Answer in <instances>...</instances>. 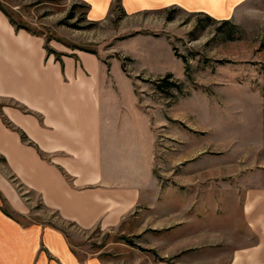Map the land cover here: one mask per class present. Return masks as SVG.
Wrapping results in <instances>:
<instances>
[{
    "label": "rangeland",
    "instance_id": "rangeland-1",
    "mask_svg": "<svg viewBox=\"0 0 264 264\" xmlns=\"http://www.w3.org/2000/svg\"><path fill=\"white\" fill-rule=\"evenodd\" d=\"M111 5L99 14L81 0H0V11L41 37L46 50L99 55L110 79L105 105L131 122L134 114L152 119L158 186L151 209L116 228H81L45 207L11 172L6 176L27 211L9 207L1 192L0 204L29 225L61 231L83 259L183 264L193 247L178 251L162 242L161 208H193L197 223L216 225L223 241L228 230L245 231V175L264 173V0L238 6L228 18L177 7L127 13L120 0ZM232 245L213 246L223 264Z\"/></svg>",
    "mask_w": 264,
    "mask_h": 264
},
{
    "label": "crops",
    "instance_id": "crops-1",
    "mask_svg": "<svg viewBox=\"0 0 264 264\" xmlns=\"http://www.w3.org/2000/svg\"><path fill=\"white\" fill-rule=\"evenodd\" d=\"M81 1L102 14L116 0ZM250 1L120 0L127 13L177 7L214 18H228ZM43 45L41 37L17 30L0 11V192L9 207L27 211L6 176L11 172L61 218L81 228L119 227L151 209L147 206H152L158 186L154 123L136 114L133 122L125 120L105 105V83L110 79L104 76L99 55L78 51L60 62ZM13 100L31 112L10 104ZM243 180L239 190L245 231L243 226L228 230L232 242L225 241L227 235L219 241L216 225L203 228L197 223L193 208H161L162 242L178 251L193 247L188 258L181 257L183 264H223L213 246L231 243L237 246H230L227 264H264V173H247ZM0 264L101 262L75 253L61 231L29 225L0 204Z\"/></svg>",
    "mask_w": 264,
    "mask_h": 264
},
{
    "label": "trees",
    "instance_id": "trees-1",
    "mask_svg": "<svg viewBox=\"0 0 264 264\" xmlns=\"http://www.w3.org/2000/svg\"><path fill=\"white\" fill-rule=\"evenodd\" d=\"M3 12L8 16V18L10 19L11 24H12L17 30H21V29H23V30H26L27 32H29V33H31V34H33V35H37V34H35V33H32L30 29L25 28L24 26H21V25H18L17 23H15V21L12 20V18L9 16V14H8L7 12H5L4 10H3ZM47 51H48L49 53H51V54H54L55 57H56V59H57L58 61L62 62V57H63L65 54L60 53V52H57L56 50L51 49V48H48V47H47ZM3 120H4V123H5L7 126H9V127L13 128V129L17 130L15 127H12V125L7 121V119H4V118H3ZM17 131H18V130H17ZM21 136H22L23 141H27V137H26V135H25L24 133L21 132ZM161 259H162V261H165V258H161Z\"/></svg>",
    "mask_w": 264,
    "mask_h": 264
}]
</instances>
